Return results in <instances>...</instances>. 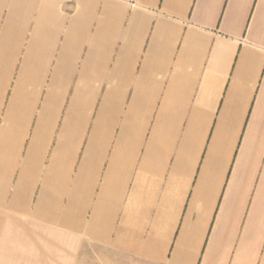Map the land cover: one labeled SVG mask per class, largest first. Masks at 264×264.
Segmentation results:
<instances>
[{"label": "crops", "instance_id": "1", "mask_svg": "<svg viewBox=\"0 0 264 264\" xmlns=\"http://www.w3.org/2000/svg\"><path fill=\"white\" fill-rule=\"evenodd\" d=\"M0 264H264V0H0Z\"/></svg>", "mask_w": 264, "mask_h": 264}]
</instances>
